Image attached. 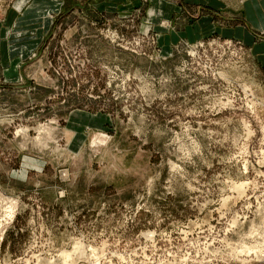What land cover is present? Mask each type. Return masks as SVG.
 I'll use <instances>...</instances> for the list:
<instances>
[{"label":"rangeland","instance_id":"rangeland-1","mask_svg":"<svg viewBox=\"0 0 264 264\" xmlns=\"http://www.w3.org/2000/svg\"><path fill=\"white\" fill-rule=\"evenodd\" d=\"M0 264H264V0H0Z\"/></svg>","mask_w":264,"mask_h":264},{"label":"crops","instance_id":"crops-1","mask_svg":"<svg viewBox=\"0 0 264 264\" xmlns=\"http://www.w3.org/2000/svg\"><path fill=\"white\" fill-rule=\"evenodd\" d=\"M160 10V9H159ZM161 11V10H160ZM159 13V11H158V7L157 6H154V7H152L151 8V10H150V17H153L154 16V18L153 19H155V16H156V14H158Z\"/></svg>","mask_w":264,"mask_h":264},{"label":"bare ground","instance_id":"bare-ground-1","mask_svg":"<svg viewBox=\"0 0 264 264\" xmlns=\"http://www.w3.org/2000/svg\"><path fill=\"white\" fill-rule=\"evenodd\" d=\"M68 256V255H67ZM65 257V256H64Z\"/></svg>","mask_w":264,"mask_h":264}]
</instances>
